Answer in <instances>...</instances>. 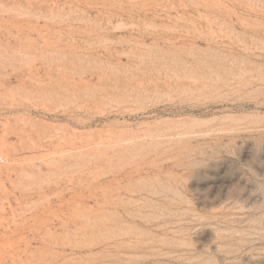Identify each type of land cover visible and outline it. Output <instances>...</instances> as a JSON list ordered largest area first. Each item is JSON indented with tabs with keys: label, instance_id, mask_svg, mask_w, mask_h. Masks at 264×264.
<instances>
[{
	"label": "rangeland",
	"instance_id": "374dc122",
	"mask_svg": "<svg viewBox=\"0 0 264 264\" xmlns=\"http://www.w3.org/2000/svg\"><path fill=\"white\" fill-rule=\"evenodd\" d=\"M0 264H264V0H0Z\"/></svg>",
	"mask_w": 264,
	"mask_h": 264
}]
</instances>
